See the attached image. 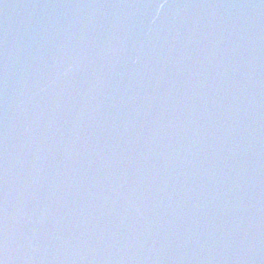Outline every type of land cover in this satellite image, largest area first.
Wrapping results in <instances>:
<instances>
[{
  "label": "water",
  "instance_id": "1",
  "mask_svg": "<svg viewBox=\"0 0 264 264\" xmlns=\"http://www.w3.org/2000/svg\"><path fill=\"white\" fill-rule=\"evenodd\" d=\"M5 201L0 264H264V0H0Z\"/></svg>",
  "mask_w": 264,
  "mask_h": 264
},
{
  "label": "snow or ice",
  "instance_id": "2",
  "mask_svg": "<svg viewBox=\"0 0 264 264\" xmlns=\"http://www.w3.org/2000/svg\"><path fill=\"white\" fill-rule=\"evenodd\" d=\"M4 178L6 179V174H5ZM0 212L7 213V203H6V201L4 202L3 206L0 207ZM5 231H6V229H5ZM5 239H6V237H5Z\"/></svg>",
  "mask_w": 264,
  "mask_h": 264
}]
</instances>
